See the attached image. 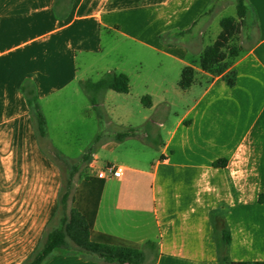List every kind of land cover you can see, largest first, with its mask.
<instances>
[{
	"label": "crops",
	"instance_id": "obj_1",
	"mask_svg": "<svg viewBox=\"0 0 264 264\" xmlns=\"http://www.w3.org/2000/svg\"><path fill=\"white\" fill-rule=\"evenodd\" d=\"M225 1L0 0V264H22L33 253L55 220L63 186L22 86L34 90L46 137L47 106L89 80L78 73V57L110 56L122 42L139 58L102 71L128 77L124 98L134 90L140 103L150 98L143 120L159 127V149L144 163H118L123 176L101 179V189L99 154L91 150V180L75 185L69 210L77 190L95 191L92 238L147 246L142 264H219L213 219L230 233V261H264V203L257 201L264 193V0H243L255 39L221 73L206 72L199 59L221 31L212 24ZM186 66L194 80L182 90ZM230 72L232 87L224 79ZM116 119L130 125L126 112ZM107 143L100 148H120ZM219 160L226 165L213 166ZM43 264L113 263L71 249Z\"/></svg>",
	"mask_w": 264,
	"mask_h": 264
},
{
	"label": "rangeland",
	"instance_id": "obj_2",
	"mask_svg": "<svg viewBox=\"0 0 264 264\" xmlns=\"http://www.w3.org/2000/svg\"><path fill=\"white\" fill-rule=\"evenodd\" d=\"M233 1L226 0L224 2L227 4L225 9L217 11L214 17L219 20L224 17H235L236 9ZM212 25L220 29L218 21ZM254 39L255 24L250 18H245L240 23L238 33L227 45L225 52L228 55L231 48L240 51ZM107 42L108 36L104 34L105 51L109 48ZM109 54L96 57L79 56L77 66L82 80L89 79L95 82L106 74V71H102L105 70V67L114 66L120 62L131 65L139 58V54L123 42L115 45L110 56ZM231 59L228 56L226 64ZM87 65L92 67L85 69ZM77 93L74 94L70 90H66L54 103L47 106L48 133L46 137L40 138L44 151L52 156L61 167L63 186L70 181L69 194L72 193L77 183L92 172L89 166L90 155L86 159H82L89 149L99 154L95 168V172H97L98 169L105 170L106 162L111 164L114 158H116V163H121L123 160L144 163L153 158L161 141V135L158 134L159 127L153 125L151 121L144 123L143 117L149 112L143 104L135 99L136 90L128 99L124 98L125 95L106 90L94 97V104L91 103L92 96L87 94L81 86L78 87ZM124 112L129 114L130 125L116 119ZM125 133L126 137L120 141L116 140V135ZM145 135H148V138ZM109 141L120 143V148L112 150L109 147L102 150L100 146L108 144ZM68 211L69 199L66 215H68ZM60 216L61 214L58 219ZM150 241L154 242L153 239ZM144 248L146 251L149 250L147 246L141 247L140 250L143 252Z\"/></svg>",
	"mask_w": 264,
	"mask_h": 264
},
{
	"label": "trees",
	"instance_id": "obj_3",
	"mask_svg": "<svg viewBox=\"0 0 264 264\" xmlns=\"http://www.w3.org/2000/svg\"><path fill=\"white\" fill-rule=\"evenodd\" d=\"M236 17H224L220 20L221 31L216 40L210 46H207L199 59V67L206 72L221 73L226 67V60L229 57L234 58L238 55V49L231 48L227 53L225 49L230 40L239 31L240 23L247 16V7L243 0H234ZM224 79L228 86L232 87L235 83L234 72H230ZM194 80V68L186 66L182 69L178 86L185 90L191 86ZM81 88L91 95V103L94 104V97L106 90H111L118 94H126L129 91V79L121 73H106L102 78L93 82L91 80L82 81ZM27 104L33 124L39 138L44 137L45 120L35 102L34 90L31 87L22 86L21 88ZM141 103L145 107L150 106V98L144 96ZM127 134H118L117 138L123 139ZM91 149L82 159H86ZM225 160H219L213 163L215 167H224ZM90 177L83 179L84 183L90 181ZM99 181L101 189L103 181ZM70 181L61 188L58 210L55 220L45 234L37 248L22 264H43L50 256L55 253H68L73 249L83 255L93 256L105 263L113 264H142L144 262V253L137 247L120 241H116L108 236L100 235L96 240L92 238V225L94 221L97 197L95 191L84 189L83 192L77 190L72 196V206L65 214L69 193ZM257 201L264 203V193L258 195ZM61 216L58 219V216ZM58 223L56 224V221ZM215 241L217 245V254L219 264H264V261L257 262H232L227 256V249L230 244V233L224 221L213 219Z\"/></svg>",
	"mask_w": 264,
	"mask_h": 264
},
{
	"label": "built area",
	"instance_id": "obj_4",
	"mask_svg": "<svg viewBox=\"0 0 264 264\" xmlns=\"http://www.w3.org/2000/svg\"><path fill=\"white\" fill-rule=\"evenodd\" d=\"M116 159H113V162L111 164H107L105 167V170H100L96 174L98 179H107V178H113V179H119L123 176L125 172V167L116 163Z\"/></svg>",
	"mask_w": 264,
	"mask_h": 264
}]
</instances>
